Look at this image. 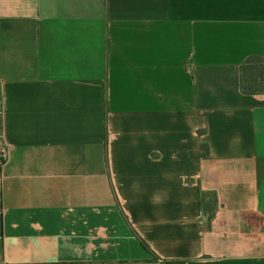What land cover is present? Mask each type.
<instances>
[{
    "label": "crops",
    "instance_id": "0c3cea01",
    "mask_svg": "<svg viewBox=\"0 0 264 264\" xmlns=\"http://www.w3.org/2000/svg\"><path fill=\"white\" fill-rule=\"evenodd\" d=\"M252 55L264 0H0V264H264Z\"/></svg>",
    "mask_w": 264,
    "mask_h": 264
},
{
    "label": "trees",
    "instance_id": "16d2710c",
    "mask_svg": "<svg viewBox=\"0 0 264 264\" xmlns=\"http://www.w3.org/2000/svg\"><path fill=\"white\" fill-rule=\"evenodd\" d=\"M241 73V90L245 94H264V57L259 55L249 56L240 68ZM205 211L209 212L212 217V209L216 205V197L213 196L211 201L207 200V195L203 197ZM165 264H171L166 262ZM179 264H184L180 262Z\"/></svg>",
    "mask_w": 264,
    "mask_h": 264
},
{
    "label": "built area",
    "instance_id": "2783aa9c",
    "mask_svg": "<svg viewBox=\"0 0 264 264\" xmlns=\"http://www.w3.org/2000/svg\"><path fill=\"white\" fill-rule=\"evenodd\" d=\"M10 157L9 149L7 147L0 148V162L1 164H5Z\"/></svg>",
    "mask_w": 264,
    "mask_h": 264
}]
</instances>
